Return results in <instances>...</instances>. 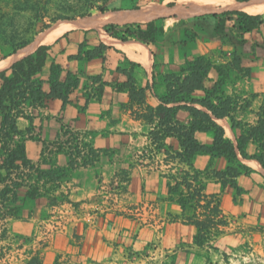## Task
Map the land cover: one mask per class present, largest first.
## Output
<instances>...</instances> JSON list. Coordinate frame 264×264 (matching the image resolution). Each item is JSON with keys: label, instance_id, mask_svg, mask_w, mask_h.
<instances>
[{"label": "crops", "instance_id": "0c3cea01", "mask_svg": "<svg viewBox=\"0 0 264 264\" xmlns=\"http://www.w3.org/2000/svg\"><path fill=\"white\" fill-rule=\"evenodd\" d=\"M165 19L183 20L178 16ZM105 26L94 30L98 39L112 48L105 61H67L66 56L76 52L75 45L66 47L61 41L57 46L65 48L64 54L55 53L57 62L65 70L79 74L80 85L70 94L69 103L63 107L55 100L44 108H26L24 117L16 120L20 134L13 137L8 147L22 144L32 170L17 162L23 179L16 189L14 204L5 202L16 214L3 213L0 204V251L11 247L9 255L4 254L3 264H23L32 257L42 264H135L137 253L147 243L163 244L173 237L177 226L190 234L195 230L191 225L170 223L183 211L175 202L176 195L168 193V180L163 175L168 173L169 166L163 164V154L149 153L152 126L133 118L127 92L117 89L126 81L117 67L131 71L137 87L152 86L153 81H158L163 59L154 58L139 41L122 42L110 37L103 30ZM245 38L248 42L242 50L241 66L249 72L238 79L230 75L225 93L247 100L236 120L252 126L258 114L264 112V50L252 47L264 43V25ZM79 40L80 37H73L71 42ZM123 58L134 66L122 62ZM96 75H101L106 83L99 98L94 96L96 85L84 88L87 77ZM163 92L159 85L151 88L156 95ZM216 122L236 144L228 120ZM167 143L176 148L175 140ZM88 149L94 150L95 158L89 157ZM238 159L250 169L247 175L235 180L244 200L238 210L251 204L261 212L264 170L255 160H243L240 156ZM210 163L207 156L193 161L197 169ZM211 166L220 170L225 163L215 159ZM178 168L185 169L176 165L171 171ZM1 175L5 177L6 173L1 171ZM8 177L0 182V191L15 179L14 174ZM31 189L36 194L28 198ZM235 192L231 188L222 190L215 182L206 184L207 194L221 193L223 214ZM40 239H47L42 246L38 245ZM22 256L26 258L23 263Z\"/></svg>", "mask_w": 264, "mask_h": 264}, {"label": "trees", "instance_id": "16d2710c", "mask_svg": "<svg viewBox=\"0 0 264 264\" xmlns=\"http://www.w3.org/2000/svg\"><path fill=\"white\" fill-rule=\"evenodd\" d=\"M132 1L138 3L126 9H137L144 4L140 0ZM105 7V4L100 7L94 6L101 13L106 11ZM90 8L93 7L87 9ZM88 14L90 13L80 17ZM235 17L240 24L238 27L240 35L236 42L231 35L233 27L231 30L227 29V23ZM261 25H264L263 15L252 16L233 11L179 20L172 25L167 24V19L160 18L146 24L124 26L111 24L103 28L104 32L114 39L143 43L153 57L158 59H163L166 54L163 42L169 35L172 42L178 43L181 48L186 44L183 37L196 45L200 34L222 40L233 48L232 61L224 65H216L204 55L188 58L185 51L173 49L172 56L180 62L178 71L165 76L157 72L158 81H153L152 86L146 84L145 87H137L131 71L116 68L117 72L126 77V81L117 86V89L127 92L131 115L134 119L152 126L149 133L152 149L149 153L163 154V164L169 166V170H173L176 165L185 167L180 170L179 175L167 173L163 176L168 180L169 195H176L175 202L183 213L187 209L193 212L192 216L186 217L185 222L195 228L193 242L198 247L208 239L207 232L225 226L221 210V193L207 194V182L218 183L222 190L231 188L240 193L241 190L235 180L241 175H247L250 169L240 162L238 156L243 160H255L264 170V112L258 114L255 125L250 126L237 121L233 99L223 92L226 81L229 80V69L239 73L249 72L240 66L242 50L248 42L245 35L258 31ZM46 28L44 25L42 30ZM180 32H183V35ZM97 35L94 30L67 33L52 45L39 46L33 53L0 71V182H4L11 174L16 178L0 191V204L6 214H16L5 202L14 204L16 201V189L21 184L17 180L21 178L17 162H20L21 167L32 170L22 144L16 143L13 148L8 147L13 137L20 134L16 127L17 118L24 117L26 108H44L55 100L60 101L63 107L69 103L70 94L80 85L79 74L65 70L57 62L55 53L64 54L65 51V48L58 49L57 46L61 41L66 47L75 45L76 52L68 54L67 61L89 62L94 59L105 61L106 53L112 48L102 43ZM9 37L14 38L11 35ZM73 37H80V40L73 43L71 42ZM28 43L10 44L9 51L5 56L1 55L0 60ZM256 46L252 47L264 50V43ZM122 62L134 66L126 58H123ZM154 78L156 75L153 73V80ZM88 84L96 85L94 96L99 98L106 83L102 82L101 75H96L87 77L84 88H87ZM156 85L163 88L162 95L151 93V88L155 89ZM222 119L228 120L235 134L236 144L225 135L223 127L216 122ZM171 139L175 140L176 148L167 143ZM94 154L93 149H88L89 157L95 158ZM198 156H207L211 161L221 160L225 166L217 170L208 164L204 169H197L193 161ZM72 162L70 158L69 166H72ZM1 171L6 173L5 177L1 175ZM38 176L44 174L39 173ZM35 194L31 189L27 197L33 198ZM23 264L42 263L36 257H32Z\"/></svg>", "mask_w": 264, "mask_h": 264}, {"label": "rangeland", "instance_id": "374dc122", "mask_svg": "<svg viewBox=\"0 0 264 264\" xmlns=\"http://www.w3.org/2000/svg\"><path fill=\"white\" fill-rule=\"evenodd\" d=\"M24 1L26 3H18ZM103 1L104 0H18L17 2L15 0H0V42L2 44V46H0V56H5L7 54L10 44L21 42H29L26 46L31 44L34 38L44 30H42V27L44 25L49 27L55 20L75 19L86 13H90L87 15L89 16L99 12L94 6L100 7L105 4L106 11H119L132 8L133 5L138 3V1L135 2L132 0ZM140 1L144 4L140 5L139 8L163 2L173 4L170 0ZM88 7L93 8L87 9ZM2 16H4L3 19ZM175 22L177 21L167 19L168 25H172ZM239 26L240 24L237 22L236 17L227 23L228 30H231V27H233L231 35L234 42H236L240 35L238 31ZM180 33L182 34L183 32ZM10 35L14 38H10ZM198 37L199 41L196 45L183 37L186 44H184L182 48L178 43L174 44V42H172V37H170V35L166 38L163 44L167 51L163 57L162 66L158 69L161 76L177 72L180 67V62L177 59L175 60L171 54L173 49L185 51L189 56L188 58L204 55L216 65H224L232 61L233 48L229 43L216 40V38L212 36L200 34ZM13 54L1 59L0 62L8 59ZM228 73L229 76L236 75L234 79H238L239 76L247 74L245 71L239 73L233 69H229ZM229 81H231L230 77L223 88L224 93L229 86ZM225 95L227 94L225 93ZM227 96L233 99L236 118L237 114L242 111V107L246 106L247 100L241 101L242 99L236 96ZM180 170L182 169L178 168V170L174 172L171 170L167 171L168 174L179 175ZM242 197L241 192H235L229 208L226 209L227 211L224 214L222 213L225 219V226L207 232L208 239L201 247L196 246L193 242L196 230L190 234L186 231H182L181 228L177 226L176 231L174 230L173 237L165 240L163 244L159 243V241L158 243H147L144 249L140 251V253H137L135 264H264V207L263 211L258 212L256 207L248 202L250 205L238 210L239 207H243L244 200ZM3 213H6L5 209H3ZM192 214V210L187 209L182 216L171 218L170 223L177 222L181 224V226L188 225L185 219L186 217L192 216ZM42 230H44V227ZM52 230H54V228H52ZM49 232L48 230L47 233L49 234ZM35 239H37L36 236ZM46 240L47 239L38 240L40 241L38 245L42 246V244H45ZM6 247L7 250L5 252L0 251V264H3L2 260L4 259V254L6 253L7 256L9 255L8 249H11V247ZM25 259L26 258L22 256L20 261L23 263Z\"/></svg>", "mask_w": 264, "mask_h": 264}, {"label": "bare ground", "instance_id": "6f19581e", "mask_svg": "<svg viewBox=\"0 0 264 264\" xmlns=\"http://www.w3.org/2000/svg\"><path fill=\"white\" fill-rule=\"evenodd\" d=\"M166 2L148 5L144 8L125 9L119 11H105L94 13L75 19H61L41 31L33 42L22 49L17 50L11 57L0 62V71L11 66L15 61L33 53L39 46H49L55 43L65 34L77 30H98L104 25H130L146 24L148 22L178 16L188 20L208 14H222L226 12H244L248 15H264V0H249L238 2L236 0H170ZM172 5V6H169Z\"/></svg>", "mask_w": 264, "mask_h": 264}, {"label": "built area", "instance_id": "2783aa9c", "mask_svg": "<svg viewBox=\"0 0 264 264\" xmlns=\"http://www.w3.org/2000/svg\"><path fill=\"white\" fill-rule=\"evenodd\" d=\"M21 178H17L18 181H20L21 179H23V174H20ZM16 179V178H15Z\"/></svg>", "mask_w": 264, "mask_h": 264}, {"label": "water", "instance_id": "95a60500", "mask_svg": "<svg viewBox=\"0 0 264 264\" xmlns=\"http://www.w3.org/2000/svg\"><path fill=\"white\" fill-rule=\"evenodd\" d=\"M208 15H211V14H208Z\"/></svg>", "mask_w": 264, "mask_h": 264}]
</instances>
